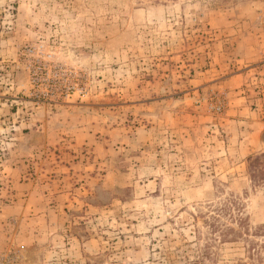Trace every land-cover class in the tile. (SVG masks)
<instances>
[{
  "label": "rangeland",
  "instance_id": "1",
  "mask_svg": "<svg viewBox=\"0 0 264 264\" xmlns=\"http://www.w3.org/2000/svg\"><path fill=\"white\" fill-rule=\"evenodd\" d=\"M0 264H264V0H0Z\"/></svg>",
  "mask_w": 264,
  "mask_h": 264
}]
</instances>
